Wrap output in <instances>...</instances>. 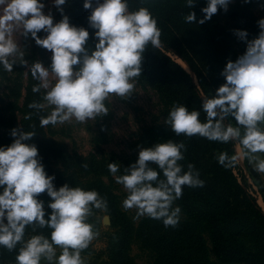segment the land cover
<instances>
[{
    "label": "clouds",
    "instance_id": "clouds-1",
    "mask_svg": "<svg viewBox=\"0 0 264 264\" xmlns=\"http://www.w3.org/2000/svg\"><path fill=\"white\" fill-rule=\"evenodd\" d=\"M195 2L186 0L190 9ZM66 3L68 0H52L62 17L54 21L52 12L44 11V0H0V66L12 71L17 59L28 65L17 41L19 35L31 36L36 45L51 52L50 65L36 60L29 69L39 81L33 91L45 89L44 99L54 106L41 119L42 126L73 119L83 123L107 115L105 101L110 96H131L134 78L142 73L146 47L161 44V29L148 7L130 10L129 0H83V7L90 10L89 26L95 30L93 47L88 28L72 24L64 14ZM230 3L206 0L203 17L197 21L196 13L190 11L186 22L204 24L219 10L227 11ZM257 24L260 31L252 39L246 29L234 30L246 43V50L227 61L220 73L224 82L214 95L202 97L200 109L172 106L165 123L177 136L238 141L255 170L264 173V18ZM41 32L46 35H39ZM229 117L236 121L235 126L226 123ZM10 135L12 142L0 145V247L12 251L19 245L15 264H85L81 253L99 235L89 217L93 209H106L107 201L95 189L69 183L57 188L55 175L47 173L37 145L29 143L36 133L20 127L13 128ZM184 151L185 144L172 139L140 146L135 162L115 177L127 192L123 206L137 209L138 216L161 220L165 227H176L181 208L174 202L181 198L183 187L204 184L194 165L188 164L184 170L180 163ZM234 159L223 153L218 162L229 167ZM108 168L116 174L120 165L111 162ZM43 193L50 199L40 198ZM28 226L34 232L35 226L51 231L26 238Z\"/></svg>",
    "mask_w": 264,
    "mask_h": 264
},
{
    "label": "rangeland",
    "instance_id": "rangeland-1",
    "mask_svg": "<svg viewBox=\"0 0 264 264\" xmlns=\"http://www.w3.org/2000/svg\"><path fill=\"white\" fill-rule=\"evenodd\" d=\"M137 1L143 2L144 7H150L159 17L168 16L172 28L189 27V24L177 23L176 15L172 9L176 3L186 2V0ZM44 2L46 4L45 13L50 10L54 16V21H59L62 18L61 13L52 4V0H44ZM71 3L83 5V0H68V3L62 7L64 14L69 16L72 24L88 28L90 32L89 44L94 47L96 41L93 33L95 30L89 26V23H86L85 26V23L73 21ZM232 7L234 8L232 9ZM82 9L84 12L90 13V10L84 7ZM229 13L233 14V20ZM215 16L222 25L235 24L234 30L246 29L248 33H254L256 36L260 31L257 21L264 18V5L252 3L238 6V4L231 1L227 11L219 10ZM242 19H251V22L246 24L248 22L245 21L242 23L245 25L243 26L241 24ZM39 35L44 36L46 34L41 32ZM248 39L252 38L248 37ZM17 41L22 47L24 59L28 61V65H22L20 60L17 59L12 71H7L0 66V145H8L12 142L14 139L10 135L12 128L24 127L26 119L23 117L21 109L23 108L26 89L31 86V90H33V87L38 85L29 70L32 63L36 60L42 61L45 66L51 63V52L36 45V43L34 45V39L31 36L19 35ZM188 46L189 52L207 71V68L203 65V58L194 49V46L191 44ZM233 46L240 55L246 50V43L236 36ZM159 48L194 78L201 98L206 97L188 64L175 52L166 51L161 44ZM134 82L135 87L131 96L118 97L113 95L105 101L109 109L107 115L103 116L101 114L95 119L83 123L73 119L64 123L44 126L47 137L54 143L53 148L60 150L64 156L59 158L52 155L50 159L51 167L65 174L76 173L81 181L93 180L96 185L106 187L114 193L115 198L109 201L110 204L115 205L129 216L127 222L132 226V237L125 247L126 253L133 264H160V262L162 264H252V262L254 264H264V219L262 215L255 213L248 217L249 222H253L256 228V233L252 237L231 235V231H229L231 226L227 227V218L217 217L214 221L218 245L223 249L228 246L229 253L251 254L249 263L223 261L218 258L207 232L206 224L188 221L182 209L180 221L176 227H165L161 220H156L155 223L159 228H156L157 231L153 236L156 239H161V241L164 240V244L160 245V252L155 251L156 244L152 245L148 241L147 245L138 237L143 220L148 217L138 216L137 209H126L123 206V200L126 198L127 192L121 184L116 182L115 177L124 173V162H128L125 167L135 162L140 146L147 147L165 141L162 140L160 131L167 124L165 123L164 104L157 90L138 78H134ZM45 93L46 90L43 88L39 92L33 91L34 95L39 96V102H41L44 113L48 116L53 111L54 106L49 105L44 99ZM228 122H231L234 126L236 125V121L231 117L226 120V123ZM214 147L221 150L224 145L221 142L217 144L212 142L210 148ZM233 157L235 159L231 170L242 194L250 198L252 203L255 202L264 215V173L255 170L254 162L249 160L244 147L238 141H234ZM64 158H67V161H64ZM86 160L91 162L85 164L84 161ZM111 162L120 165V170L116 174L109 171L108 165ZM85 165L87 166L85 167ZM153 166L155 167V165ZM100 180L104 184H101ZM250 205L253 204L250 203ZM109 207L107 203L106 209H93V214L89 217V222L94 225L99 235L81 253L85 264H114L109 257V246L117 243L118 236L115 234L120 229V223L109 212ZM182 232L183 236L179 237ZM113 238L115 240H112ZM183 239L185 243H182ZM57 254H59V249H57ZM183 259L184 262L182 263ZM0 264H15V260L2 258Z\"/></svg>",
    "mask_w": 264,
    "mask_h": 264
},
{
    "label": "trees",
    "instance_id": "trees-1",
    "mask_svg": "<svg viewBox=\"0 0 264 264\" xmlns=\"http://www.w3.org/2000/svg\"><path fill=\"white\" fill-rule=\"evenodd\" d=\"M231 1L238 4V6L252 3H255V5H264V0H249L248 3H245L244 0ZM143 5V2L129 0L130 10H135ZM71 6L73 10L71 13L73 21L85 23L86 26L90 13L84 12L82 9L83 5L80 3H71ZM204 6H206V0H197L192 9L187 6L186 2H178L172 7L176 15L175 18L177 23L189 24V27L186 28H172L168 16L159 17L150 7L148 8L157 19L158 27L161 29V45L166 51L175 52L188 64L198 84L202 88V93L206 97H211L214 95L215 89L224 82V78L220 73L227 61L229 59H237L240 54L233 46V41L236 36L234 34L235 24L222 25L215 14L204 24L186 22L185 17L190 11L196 13L197 21H199L204 15V13L201 12V8ZM234 7H232V9ZM229 15L233 20V14L229 13ZM245 21L248 22L246 24H250L249 22H251V19H242L241 24ZM242 25L245 26L244 24ZM248 34V37L251 38L255 36L254 33ZM33 42L35 45V41ZM190 44L194 46V49L203 58V65L207 68V71L198 63L195 56L189 52L188 45ZM207 49L212 51L209 52ZM136 78L157 90L164 104V113L166 117L171 107L176 104L187 105L190 110L201 108L202 98L194 78L159 47H153L151 44L146 47L143 54L142 73ZM35 83L39 84V81L36 80ZM34 103L41 105L39 96L37 97V95H34L31 86H28L23 108L21 109L22 115L26 119L22 129L25 131H34L36 133V136H34L29 143L37 145L39 155L42 158V163L47 173L49 175H55L54 184L57 188L64 183H69L71 186L95 189L99 192L100 196L109 204V212L112 213L114 218L116 220L118 219L120 223V229H118L115 234L118 236L117 243L109 246L110 260L114 264H133V261L126 253L125 247L133 233L131 229L132 226L127 222L129 221V216L122 210H119L115 205L110 204L109 201H112L115 196L114 193L110 192L106 187L96 185L93 180L81 181L76 173L65 174L51 167L50 159L52 155L59 158L64 156L60 150L53 148L54 143L47 137L44 130L45 127L41 125V119L46 117V114L42 107H30V105ZM200 118L201 120L205 119L203 111H201ZM160 136L162 140L165 141L172 139L175 142H183L185 144L186 151H184V160L180 163L184 166L185 171H187L188 164L194 165L195 169L199 171L200 178L204 181L202 187L184 186L181 198L176 200L174 204L182 209L188 221L206 224L207 232L218 258L223 261L249 263V257L252 256L251 254L241 252L229 253L228 246L226 249L221 248L218 245L216 231L214 229V221L217 217L227 218V227L231 226L229 230L231 231V235L252 237L256 233V228L253 222H249L248 217H251L252 214L255 213L257 215H262L264 219L262 211L255 202L252 203L250 198L242 194L240 186L232 173V165L225 167L218 162V157L223 153H226L230 158L233 157L234 141H229L227 143L221 142L224 148L217 150L216 147L210 148V145L212 142H214V144L220 143L219 141H210L198 135L189 137L181 134L177 136L171 131L169 125L162 128ZM64 161H67V158H64ZM84 162L88 164L91 161L86 160ZM127 164L128 162H124L123 168H125ZM100 182L104 184L101 180ZM40 198L45 200L50 199L46 193L41 194ZM250 203L253 205H250ZM143 221L138 237L143 243H147V245L148 241L152 245L156 244L157 248L154 249L160 252V245L164 244V240L161 241V239H156L153 236L157 231L156 228H159L155 223L156 219L148 217ZM50 231L51 230L48 228L41 229L39 226H35L34 232L33 226H28L26 228V238L41 232L45 235H49ZM182 236L183 232L179 237ZM112 240L115 239L113 238ZM182 243H185L184 239ZM18 247L19 245L17 246V250ZM17 250L9 251L6 248L0 247V260L2 258H7L12 261L15 260ZM183 262L184 259L182 260V263ZM160 264L162 263L160 262ZM252 264H254V262H252Z\"/></svg>",
    "mask_w": 264,
    "mask_h": 264
}]
</instances>
